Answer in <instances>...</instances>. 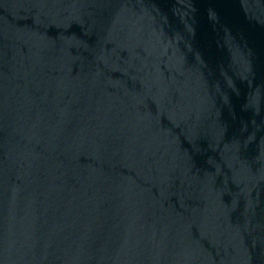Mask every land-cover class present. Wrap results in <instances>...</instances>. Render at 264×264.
I'll return each instance as SVG.
<instances>
[{"label":"water","instance_id":"water-1","mask_svg":"<svg viewBox=\"0 0 264 264\" xmlns=\"http://www.w3.org/2000/svg\"><path fill=\"white\" fill-rule=\"evenodd\" d=\"M0 264H264V0H0Z\"/></svg>","mask_w":264,"mask_h":264}]
</instances>
